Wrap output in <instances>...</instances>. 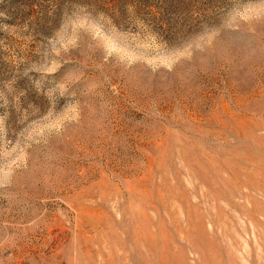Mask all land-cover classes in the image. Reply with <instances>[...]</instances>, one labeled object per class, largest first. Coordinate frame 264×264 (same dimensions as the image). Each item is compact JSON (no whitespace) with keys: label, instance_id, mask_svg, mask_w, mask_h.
<instances>
[{"label":"rangeland","instance_id":"374dc122","mask_svg":"<svg viewBox=\"0 0 264 264\" xmlns=\"http://www.w3.org/2000/svg\"><path fill=\"white\" fill-rule=\"evenodd\" d=\"M0 264H264V0H0Z\"/></svg>","mask_w":264,"mask_h":264}]
</instances>
